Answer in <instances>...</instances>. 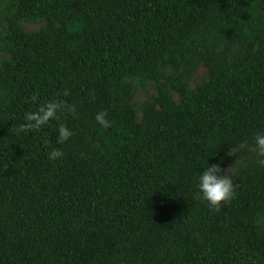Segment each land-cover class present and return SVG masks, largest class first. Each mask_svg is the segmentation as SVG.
<instances>
[{
	"label": "trees",
	"instance_id": "1",
	"mask_svg": "<svg viewBox=\"0 0 264 264\" xmlns=\"http://www.w3.org/2000/svg\"><path fill=\"white\" fill-rule=\"evenodd\" d=\"M0 20V264H264V0H4ZM52 100L77 116L14 131ZM213 164L237 165L220 213L194 199Z\"/></svg>",
	"mask_w": 264,
	"mask_h": 264
},
{
	"label": "clouds",
	"instance_id": "2",
	"mask_svg": "<svg viewBox=\"0 0 264 264\" xmlns=\"http://www.w3.org/2000/svg\"><path fill=\"white\" fill-rule=\"evenodd\" d=\"M68 94V91L65 90L64 95L67 96ZM62 112H67L73 117L77 116L75 105H69L62 100L45 102L40 104L36 111L28 112L24 116V123L16 127L14 131L17 134L38 132L51 121L60 120L59 113ZM106 117V111H99L95 115L96 122L104 129L112 126ZM72 135L73 132L65 124L61 123L58 127L57 144L63 145ZM253 141L254 143L248 147V151L254 153L257 164L264 167V132L257 133L253 137ZM62 156L63 152L59 148L49 153V159L51 160L59 159ZM231 168L221 169L219 164L206 167V170L199 176L198 190L194 199L206 202L210 210L216 213H220L224 206L230 205L237 192V187L234 186L233 179L230 178V174L233 177L230 171Z\"/></svg>",
	"mask_w": 264,
	"mask_h": 264
},
{
	"label": "rangeland",
	"instance_id": "3",
	"mask_svg": "<svg viewBox=\"0 0 264 264\" xmlns=\"http://www.w3.org/2000/svg\"><path fill=\"white\" fill-rule=\"evenodd\" d=\"M4 3V0H0V9L2 4ZM42 23H29V22H21L19 24L20 29L23 32L26 33H30V32H35L38 31L39 28L42 26ZM4 32H3V24L0 20V61H2L3 59L6 58V55L4 54V52L2 51L1 47H2V43H1V38L3 36ZM168 73V72H167ZM205 69L201 66H199L192 74L191 78L188 81V85L190 88H193L195 85L199 84L204 78H205ZM145 90L146 93H144L142 90L138 91L132 102L134 104H140L143 102L144 99H146L149 96H153L154 95V88L152 83L148 82L145 84ZM172 99L175 100L176 97L174 94L171 95ZM232 167V168H231ZM231 168L230 171L233 174L237 168V165H232L230 167H227L226 169ZM225 169V170H226ZM231 177V174H230Z\"/></svg>",
	"mask_w": 264,
	"mask_h": 264
}]
</instances>
